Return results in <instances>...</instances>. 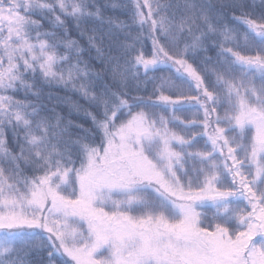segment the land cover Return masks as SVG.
I'll list each match as a JSON object with an SVG mask.
<instances>
[{
    "label": "snow or ice",
    "instance_id": "snow-or-ice-1",
    "mask_svg": "<svg viewBox=\"0 0 264 264\" xmlns=\"http://www.w3.org/2000/svg\"><path fill=\"white\" fill-rule=\"evenodd\" d=\"M259 2L131 0L130 22L107 18L124 39L105 51L82 25H103L107 4L0 0V264H264ZM53 85L95 109L91 129L45 111Z\"/></svg>",
    "mask_w": 264,
    "mask_h": 264
},
{
    "label": "trees",
    "instance_id": "trees-1",
    "mask_svg": "<svg viewBox=\"0 0 264 264\" xmlns=\"http://www.w3.org/2000/svg\"><path fill=\"white\" fill-rule=\"evenodd\" d=\"M95 2L100 5V6H104L105 4L109 5L108 7H103V14L105 17V23L103 25H101V23L99 21H95V20H89L86 24L82 25V27L86 28V29H97V35H100L101 32H103L105 34V39H104V48L105 51L108 50V48L111 47H115V45L119 42H122L124 39V33L119 31L116 28H110L109 25L107 24L106 20L108 17H113V18H118L119 20L122 21H126V22H130V13L128 11V8H130L131 6V0H95ZM112 3H117L118 5H120L119 7L116 8H112L110 5ZM249 4H251V0H249ZM255 11L256 14L259 15L260 11H261V5L259 0H256V5H255ZM236 15H239V12L236 13ZM37 19H39L40 17L37 16ZM225 19L227 20V22L229 24H234V22L231 19V13H225ZM68 25L70 28V36L72 38H75L77 40L80 41L81 46L84 48V52H83V56L82 58L86 61L89 62V64L91 65V67L99 72L102 70L103 68V64L99 61V59L96 58L97 54L95 52L94 49H90L89 45H88V40H87V36L91 35V32H87L86 35L82 38L79 35V30H77L75 27H73V22L71 20L68 21ZM236 27H239L241 29V31H243V26L242 25H235ZM44 27L48 28L49 25L47 23V21H44ZM126 31V30H125ZM135 31H138V29L134 28L133 32L135 33ZM111 33V35H108V33ZM146 44V52L148 55L151 54V41L150 40H146L145 41ZM139 47V46H138ZM182 47V45H181ZM204 55H210L213 57V59H215V50H212L208 53H201L200 54V58H202ZM170 75L171 73L169 72V70L167 68H164L162 71L158 70L149 73V76L155 75L157 77H159L160 75ZM141 80H143V76H141ZM106 82V81H104ZM158 82V81H157ZM179 82V81H177ZM141 87H143V85H141ZM152 84H148L147 85V91H141V92H132V95H142L144 97H147L148 95H150L151 91H152ZM17 99H24V94L22 92H17V93H13ZM187 94H191L194 95L195 93H187ZM28 99L30 100H35V97L29 96ZM39 103H42L45 106V111H49V110H53L62 115L65 118V121L71 120L73 121L75 124H79L82 125L84 128L86 129H91L92 128V122L91 119L88 118L85 114H84V110L87 111H95V109L90 106L85 100H83L77 93L70 91V90H65L63 87L61 86H51V87H47L45 86L43 88V94L40 98V101H38ZM73 103H79L82 106V110L77 113L73 108H72V104ZM158 112L162 111V109H157ZM178 115H183L181 113H177ZM187 118L191 119V113L189 112L187 114ZM74 133H78L79 130L78 129H73ZM7 139H8V143H9V147H15L14 144V138L12 133L9 131L7 133ZM203 141H201L202 143ZM199 145H197L198 147ZM32 259L35 258V254H33L32 257H30ZM67 259V258H65Z\"/></svg>",
    "mask_w": 264,
    "mask_h": 264
}]
</instances>
